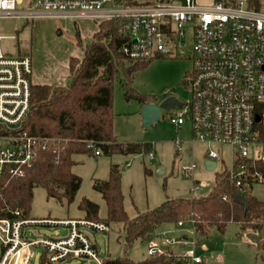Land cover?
<instances>
[{"label": "built area", "instance_id": "1", "mask_svg": "<svg viewBox=\"0 0 264 264\" xmlns=\"http://www.w3.org/2000/svg\"><path fill=\"white\" fill-rule=\"evenodd\" d=\"M30 3L31 7L24 11L20 10L24 0H0V18L89 19L98 25L118 20L127 38L122 52L131 61L147 62L177 51L190 53L193 70L187 82L193 92L188 107L191 144L206 146L205 162H216L215 170L220 161L224 162L220 149L230 147L232 166L227 171L243 194L261 179V173H253L251 167L264 163V5L255 8L249 0L233 4L214 0L208 5L196 0H156L135 6L117 5L116 0ZM4 38L0 35V176L24 178L47 143L22 130L31 107V55L9 56L2 47ZM171 120L178 128L186 123L182 117ZM181 143H176L177 152L184 150ZM88 148L94 149V145L90 143ZM95 154L99 156L101 152L96 150ZM196 168L193 162L183 166L182 171L190 174ZM207 186L193 181L194 190ZM9 212L11 216L4 217L0 210V264H31L38 249L43 250L44 264H63L73 258L87 260L88 264H107L86 231L109 232L108 222L26 220L20 218L19 210ZM34 224L65 226L69 233L30 240L24 236V229ZM181 243L156 231L149 241L148 257L172 251L185 264H205L195 243L185 254H175L174 247Z\"/></svg>", "mask_w": 264, "mask_h": 264}, {"label": "rangeland", "instance_id": "2", "mask_svg": "<svg viewBox=\"0 0 264 264\" xmlns=\"http://www.w3.org/2000/svg\"><path fill=\"white\" fill-rule=\"evenodd\" d=\"M156 1V0H141ZM214 0H196L198 4L208 5ZM30 0H24L20 10H27ZM264 5V1H263ZM98 23L89 19L76 21L36 17L34 19L0 18V35L4 36L2 47L9 56L29 54L33 61V84L66 85L70 82L69 59L81 58L83 50L77 45L76 34L80 33L84 45L89 44L98 31ZM14 36V39L11 38ZM193 70L190 53L177 51L172 56L158 57L147 61L143 68L135 72L132 89L140 96L155 97L154 103L176 96L185 104L184 109L162 110L159 121L150 128L142 122V103L125 95L123 77L116 80L113 92V110L115 113L114 134L119 143H143L152 147L150 154L112 155L101 151L95 155V149L89 154L74 156L72 171L81 178V186L74 200L59 201L49 198L43 187L34 190L29 218L43 221H68L85 219L86 212L80 208L84 200L99 206V218H107L108 208L103 195L94 185L97 181L106 182L113 176L120 178L124 197V208L130 218L152 210L169 199L192 198L208 194L215 185L216 173L230 170L232 166V149H220L224 162L219 167L208 171L205 166L207 148L205 145L191 144L193 132L190 125L188 107L192 103L193 92L187 84L188 75ZM182 117L185 125L178 128L172 118ZM177 142H182L184 150L177 152ZM197 164L193 173L185 174L183 166ZM193 181L203 182L204 189H193ZM251 194L264 201V184H255ZM175 225V226H174ZM111 231L97 233L87 230L104 259L122 258L125 255L134 262H141L148 257L149 242L136 240L126 252L125 235L122 225L110 223ZM167 231V237L180 244V254H185L193 243H197V254L206 259L207 264H264V250L261 246L251 244L240 225L230 224L225 233L216 230L208 237L189 236L187 241L181 239L184 233L176 224H165L160 230ZM160 232V231H158ZM69 233L65 226L34 224L24 229V236L30 240L46 237L56 238ZM249 240L250 242H248ZM126 253V254H125ZM221 256L223 261L217 260ZM31 264L43 263V250L35 251ZM63 264H88L87 260L73 258Z\"/></svg>", "mask_w": 264, "mask_h": 264}, {"label": "trees", "instance_id": "3", "mask_svg": "<svg viewBox=\"0 0 264 264\" xmlns=\"http://www.w3.org/2000/svg\"><path fill=\"white\" fill-rule=\"evenodd\" d=\"M215 1L233 4L236 0ZM263 1L249 0L255 8H260ZM146 3L141 0H116V4L122 6ZM75 38L83 55L69 59L70 82L66 85L32 84L31 107L22 130L34 138L44 139L47 148L40 151L37 161L27 170L24 178L0 176V210L4 217L11 216L9 210H19L21 219L31 220L29 213L34 190L38 187H43L49 198L72 202L81 186V178L72 171L76 164L75 155L89 154L94 149L109 155L152 154L150 144L119 143L114 134L113 92L117 79L123 77L121 81L128 99L139 100L143 107L156 101L155 97L140 96L131 87L135 72L146 62L131 61L123 54L122 47L127 38L121 32V23L118 20L101 23L87 45H84L79 32ZM261 136L264 140V129H261ZM90 143L94 149L88 148ZM251 171L261 173L262 177L252 183L250 192L244 194L248 201L247 210L235 202L238 188L227 170L216 173L215 185L208 194L169 199L134 218H130L125 211L117 175L106 182L97 181L94 188L106 201L108 214L105 221L122 225L126 252L136 240L149 242L163 225L179 222L191 223L194 233L201 237H208L213 230L223 234L230 224H237L245 233L258 234L264 250V201L251 194L255 184H264V163H257ZM80 208L86 212L85 220H101L97 204L84 200ZM106 262L185 264L172 251L168 255L147 257L141 262H134L126 255L108 258Z\"/></svg>", "mask_w": 264, "mask_h": 264}, {"label": "water", "instance_id": "4", "mask_svg": "<svg viewBox=\"0 0 264 264\" xmlns=\"http://www.w3.org/2000/svg\"><path fill=\"white\" fill-rule=\"evenodd\" d=\"M183 103L178 100L175 96H170L168 98L163 99L159 103H153L145 105L142 108V122L145 128H150L155 122L159 121L162 110L167 112L176 109L182 108ZM206 169L208 171H214L216 168V162L206 161L205 162ZM235 202L242 205L245 210L248 208V201L244 194L241 191H237L235 198ZM247 238L254 244L261 246V238L253 232L247 234ZM175 254H177V248L174 249Z\"/></svg>", "mask_w": 264, "mask_h": 264}, {"label": "crops", "instance_id": "5", "mask_svg": "<svg viewBox=\"0 0 264 264\" xmlns=\"http://www.w3.org/2000/svg\"><path fill=\"white\" fill-rule=\"evenodd\" d=\"M175 226V225H174ZM176 227L178 228V229H180V230H182L184 233H186V234H183V236L181 237V239H183L184 241H187L188 239H189V236H197L195 233H194V229H193V227H192V225H191V223H184L182 226H179L178 224H176ZM157 231H160V232H164L163 231V229H162V231L159 229V230H157ZM166 234H167V231L165 232ZM248 233H250V232H246V233H244L245 235H247ZM258 235V234H257ZM260 237V236H259ZM261 238V237H260ZM248 242H250L249 240H247ZM251 244H254V243H252V242H250ZM195 246H196V249H197V243L195 242ZM175 248H177V254H180V245H176L175 247H174V249ZM173 249V250H174ZM175 253V252H174ZM204 259V258H203ZM217 260H221V261H223V259H222V257L221 256H218L217 257ZM204 262H205V264H207V262H206V259H204Z\"/></svg>", "mask_w": 264, "mask_h": 264}, {"label": "flooded vegetation", "instance_id": "6", "mask_svg": "<svg viewBox=\"0 0 264 264\" xmlns=\"http://www.w3.org/2000/svg\"><path fill=\"white\" fill-rule=\"evenodd\" d=\"M176 97V96H175ZM177 98V97H176ZM183 107H186L185 104L183 103Z\"/></svg>", "mask_w": 264, "mask_h": 264}]
</instances>
